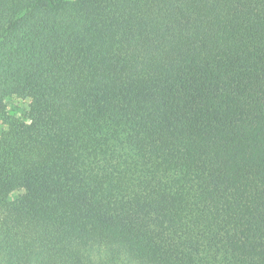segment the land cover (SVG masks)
<instances>
[{"label": "trees", "instance_id": "16d2710c", "mask_svg": "<svg viewBox=\"0 0 264 264\" xmlns=\"http://www.w3.org/2000/svg\"><path fill=\"white\" fill-rule=\"evenodd\" d=\"M0 264H264V0H0Z\"/></svg>", "mask_w": 264, "mask_h": 264}, {"label": "rangeland", "instance_id": "374dc122", "mask_svg": "<svg viewBox=\"0 0 264 264\" xmlns=\"http://www.w3.org/2000/svg\"><path fill=\"white\" fill-rule=\"evenodd\" d=\"M27 105H28L27 101H25L24 103L20 104V106L24 109V112H27V110H28ZM17 116L24 118L23 114H20V113H17ZM27 122H29V120H27Z\"/></svg>", "mask_w": 264, "mask_h": 264}]
</instances>
